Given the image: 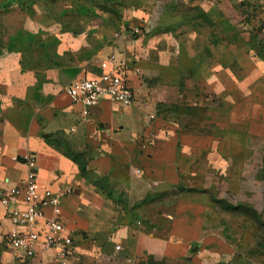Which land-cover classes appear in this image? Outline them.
<instances>
[{
    "label": "crops",
    "instance_id": "1",
    "mask_svg": "<svg viewBox=\"0 0 264 264\" xmlns=\"http://www.w3.org/2000/svg\"><path fill=\"white\" fill-rule=\"evenodd\" d=\"M80 1L54 6L67 27H37L29 47L1 29L0 199L22 186L24 159L35 156L41 194L72 189L60 219L74 255L98 251L110 264L187 256L218 206L242 221L236 208L264 210V35L251 38L264 0H130L117 23ZM112 57L126 64L134 103L104 100L85 117L67 88L111 72ZM14 230L0 203V264H57L51 254L22 261L5 251Z\"/></svg>",
    "mask_w": 264,
    "mask_h": 264
},
{
    "label": "rangeland",
    "instance_id": "2",
    "mask_svg": "<svg viewBox=\"0 0 264 264\" xmlns=\"http://www.w3.org/2000/svg\"><path fill=\"white\" fill-rule=\"evenodd\" d=\"M88 1L99 6L102 13L110 14L109 18L113 23H117L120 19L119 13L125 14V10L132 4L130 0L118 1L115 4H109L103 0ZM66 2L70 4L72 0H44L38 2L35 0H0V39H2L1 29L4 27L5 30L10 31L12 41L18 39L20 43L21 41H27L29 47V43H32L31 40H35L40 35L37 27H57V22L61 23L62 27H67L65 11L63 12L64 16L61 14L51 15L54 13L52 12L54 6L59 5L66 8ZM79 2L81 1L74 0L76 4ZM34 4L44 6L43 10L36 12ZM255 16V26L253 27L258 28L251 31V38L257 41L260 39L261 34L264 35V20L258 22V15ZM98 19H101L100 16L99 18L92 17L91 20H85V24H89V27L96 26ZM240 21V23H243V20ZM78 27H84V24L82 23ZM237 27L242 26L238 24ZM27 50H30L31 52L28 53L32 54V49L28 48ZM225 210L231 209L219 206L215 209L214 217H211L210 220V234L205 240L198 243L200 247L197 251H190L185 257L167 259L149 256L135 261V263H125L124 259L119 258L116 262L117 264H233L241 262L243 259L245 264H264V210H254L247 207L236 208L235 214L244 215L248 218L243 221L237 215H234V218H227L224 213ZM163 211L161 208H154V216ZM165 212H170V209L169 211L165 210ZM167 221L157 219L155 223L160 230H164L168 226ZM195 247L194 245L192 249ZM4 250L8 251L6 242ZM99 253L97 251L93 254L85 253L83 255L78 251L73 256L75 264H110L111 260L104 258Z\"/></svg>",
    "mask_w": 264,
    "mask_h": 264
},
{
    "label": "built area",
    "instance_id": "3",
    "mask_svg": "<svg viewBox=\"0 0 264 264\" xmlns=\"http://www.w3.org/2000/svg\"><path fill=\"white\" fill-rule=\"evenodd\" d=\"M215 1V0H210ZM146 29H134L132 37H141ZM109 64L113 65L111 72L99 79L82 78L74 81L67 88V94L74 103L83 107V115L87 117L92 108L100 105L104 100H110L123 107H130L135 100L134 91L128 82L126 64H116L112 57ZM104 68L108 65L104 64ZM140 73V71H136ZM24 163L30 168L23 180L22 186L6 191L0 199L15 230L7 235L8 249L20 260L30 261L44 255H54L57 264H72L74 256V237L68 233L62 224L61 203L64 196L72 193L71 188L50 190L41 194L35 173L36 158L29 155ZM139 173V171H138ZM23 205L22 207L20 205ZM44 206H50L52 215L46 217ZM121 246L115 247L120 253Z\"/></svg>",
    "mask_w": 264,
    "mask_h": 264
},
{
    "label": "water",
    "instance_id": "4",
    "mask_svg": "<svg viewBox=\"0 0 264 264\" xmlns=\"http://www.w3.org/2000/svg\"><path fill=\"white\" fill-rule=\"evenodd\" d=\"M193 251H194V252L197 251V247H196L195 249H193Z\"/></svg>",
    "mask_w": 264,
    "mask_h": 264
},
{
    "label": "trees",
    "instance_id": "5",
    "mask_svg": "<svg viewBox=\"0 0 264 264\" xmlns=\"http://www.w3.org/2000/svg\"><path fill=\"white\" fill-rule=\"evenodd\" d=\"M263 179H264V174H263Z\"/></svg>",
    "mask_w": 264,
    "mask_h": 264
}]
</instances>
